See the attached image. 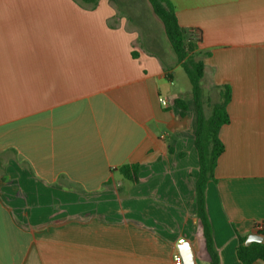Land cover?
Returning a JSON list of instances; mask_svg holds the SVG:
<instances>
[{"label": "crops", "instance_id": "obj_1", "mask_svg": "<svg viewBox=\"0 0 264 264\" xmlns=\"http://www.w3.org/2000/svg\"><path fill=\"white\" fill-rule=\"evenodd\" d=\"M170 1L200 34L202 98L229 91L205 203L220 264H240L236 233L264 223V0ZM148 5L0 0V264H173L180 239L209 264L193 106H172L180 65Z\"/></svg>", "mask_w": 264, "mask_h": 264}, {"label": "trees", "instance_id": "obj_2", "mask_svg": "<svg viewBox=\"0 0 264 264\" xmlns=\"http://www.w3.org/2000/svg\"><path fill=\"white\" fill-rule=\"evenodd\" d=\"M85 1L96 2V0ZM148 2L152 12L160 20L165 37L190 85V100L194 111L193 140L198 158V175L194 185L196 216L202 226L209 264H220L206 211L205 191L208 181L213 179L216 161L224 148L219 138V130L229 120L226 111V104L230 97L229 91L226 89L220 93L219 100L211 105L210 112L206 115L200 86L204 74L202 58L205 53L198 49L199 31L194 28L197 34L192 29L178 24L175 9L170 0H148ZM132 55H135V52H132ZM189 103L187 99L178 96L172 99V106L178 109L181 117L187 115ZM139 169L138 163H125L119 166L118 171L123 178L136 184L139 181ZM255 233L264 236V227L255 230ZM236 238L235 254L240 264H252L257 260H264V243L251 242L245 245L246 236L236 233Z\"/></svg>", "mask_w": 264, "mask_h": 264}, {"label": "rangeland", "instance_id": "obj_3", "mask_svg": "<svg viewBox=\"0 0 264 264\" xmlns=\"http://www.w3.org/2000/svg\"><path fill=\"white\" fill-rule=\"evenodd\" d=\"M149 8H150L149 10H151V7H149ZM149 13H150V16H152V18H154V20H156L155 21L156 23L154 25L151 24L150 27L153 28L154 30H158V29L161 30L160 23H159L158 19L154 16V13L152 11H149ZM174 76H175V78H174L175 81L173 82V84H174L175 88H181L182 89V92L180 94H178L177 96L187 99L191 103V105H193L191 100H190V98H191L190 85H189L188 79H187L183 69L180 66L174 68ZM202 86L204 89L203 90L204 97L206 96V98H205L206 100L203 99L204 112L207 115L209 113V110H210V105L216 100V96L214 94H211L209 90H205L208 88V85L204 84V82H203Z\"/></svg>", "mask_w": 264, "mask_h": 264}, {"label": "water", "instance_id": "obj_4", "mask_svg": "<svg viewBox=\"0 0 264 264\" xmlns=\"http://www.w3.org/2000/svg\"><path fill=\"white\" fill-rule=\"evenodd\" d=\"M251 242L264 243V236L255 232L249 233L244 241L245 245H249ZM177 249L180 253L182 264H194V252L190 244L186 241H182L177 245Z\"/></svg>", "mask_w": 264, "mask_h": 264}, {"label": "built area", "instance_id": "obj_5", "mask_svg": "<svg viewBox=\"0 0 264 264\" xmlns=\"http://www.w3.org/2000/svg\"><path fill=\"white\" fill-rule=\"evenodd\" d=\"M188 28L192 29L195 32H197V30L194 29L193 27H188ZM197 34H198V32H197ZM159 101H160V104L163 105V106H167L168 105V101L164 97L159 98ZM263 227H264V223L256 224L255 230H260ZM182 241L183 240L180 239V240H178V243H180ZM172 261H173V264H182L181 256H180V253H179V251L177 249H175L173 251V253H172Z\"/></svg>", "mask_w": 264, "mask_h": 264}]
</instances>
